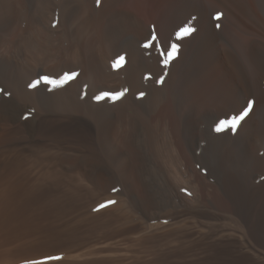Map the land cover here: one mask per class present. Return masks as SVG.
<instances>
[{"label":"rangeland","instance_id":"rangeland-1","mask_svg":"<svg viewBox=\"0 0 264 264\" xmlns=\"http://www.w3.org/2000/svg\"><path fill=\"white\" fill-rule=\"evenodd\" d=\"M13 2L21 4L18 23L22 14H26L34 17V25L47 26L44 74L40 69L33 76L38 97L25 114L32 121L44 120V150L31 151L35 158H44L45 174L49 173L44 175V184L52 183L50 173L57 170L65 188L85 202L80 218L113 211L121 217L108 231L138 226L134 235L119 240L157 234L144 246L129 249L122 246L123 254L134 257L125 264H140L135 259L163 264L164 257L171 262L207 259L225 248L222 246H228L225 248L228 251L246 253L256 264H264V230L259 227L249 230L235 212L215 199L210 201L199 187L205 170L212 171L214 183L221 177L215 173L209 145L216 138L215 121L203 120L191 100L183 99L181 87L178 93H172L193 160L192 164L183 161L180 167L169 163L171 144L165 124L155 126L157 112L165 106L162 101L175 91L173 85L192 76L193 59L204 35L210 34L225 49L238 35L225 10L211 0H202L201 6L179 21L172 16L159 21L160 11L153 9H128L136 15L131 20L121 7L115 11L106 8L103 13L102 0ZM85 4H89L87 9ZM100 13L105 17L104 30L113 52L88 76L86 65L91 67V53L97 55L98 49L92 45L88 50L90 56L76 61L71 47ZM240 22L251 26L248 18L242 17ZM183 28L193 31L177 39L176 33ZM153 33L156 40L152 41V47L145 48L143 45ZM104 40L103 32L99 42ZM172 44L177 45V52L165 67L157 47L170 49ZM120 57L124 59L121 61ZM65 76L71 78L65 81ZM45 77L59 86L46 83ZM115 126L119 127L118 136L114 133ZM209 126L212 132L207 130ZM221 134L235 136L231 128L218 131ZM87 161L93 165L87 168L89 176L79 168ZM251 181L260 184L264 177L252 176ZM69 218L59 221L62 232ZM214 237L218 239L212 241Z\"/></svg>","mask_w":264,"mask_h":264},{"label":"bare ground","instance_id":"bare-ground-1","mask_svg":"<svg viewBox=\"0 0 264 264\" xmlns=\"http://www.w3.org/2000/svg\"><path fill=\"white\" fill-rule=\"evenodd\" d=\"M211 1L225 10L238 35L230 40L226 49L210 34L204 35L205 40L198 49L200 55L193 59L192 76L186 82L173 85L175 91L162 101L165 106L158 110L155 126L165 124L171 144L169 163L180 167L183 161L192 164L193 160L186 146L182 121L173 106L175 99L171 98L172 93H178V87L183 99L187 97L195 105L197 114L203 120L215 121L216 127L221 120L240 115L251 102L247 116L234 131L235 136H219L216 131V138L209 141L215 173L221 177L214 183L212 171L205 170L198 183L210 201L215 199L235 212L249 230L258 227L264 230V182L251 181L252 176L264 177V0ZM201 5L202 0H157L155 3L102 0L100 4L103 13L106 8L126 9L123 11L131 20L136 15L128 9L158 10L159 21L166 16L179 21ZM20 7L21 4L16 5L13 0H0V264H30L49 256L61 259L48 264H125L134 257L123 254L122 246L126 249L144 246L157 234L119 240L134 235L138 226L108 231L121 217L113 211L80 218L85 202L65 188L57 170L50 173L52 183L44 184V175H49L45 174L44 158H35L31 152L44 150V120L32 121L25 114L38 94L32 87L33 76L40 69L44 71V45L48 38L44 29L47 26L34 25V17L26 14H22L18 23ZM87 7L89 4H85V9ZM103 13L81 31L78 42L71 47L76 61L85 60L92 45L98 49L97 55H89L88 76L113 52L106 38ZM242 17L251 21L250 27L240 22ZM103 32L105 40L99 42ZM118 130L115 126L116 136ZM207 130L212 132L210 126ZM92 166L87 161L79 168L89 176L87 168ZM98 180L103 181L101 177ZM65 218L70 220L62 232L59 221ZM216 239L218 237L212 241ZM225 248L207 259L171 262L164 257L163 264H256L246 253ZM135 261L159 264L154 260Z\"/></svg>","mask_w":264,"mask_h":264},{"label":"snow or ice","instance_id":"snow-or-ice-1","mask_svg":"<svg viewBox=\"0 0 264 264\" xmlns=\"http://www.w3.org/2000/svg\"><path fill=\"white\" fill-rule=\"evenodd\" d=\"M97 2H99V0H97ZM217 18H219V14H217ZM191 31H193V29L183 28L179 32L176 33V38L181 39L182 37L190 34ZM155 40H156V36H155V33H153L151 40L149 42L145 43L143 46L145 48L152 47V41H155ZM157 51H159V53H160V57L162 59L164 66L167 67L169 62L175 58V55L177 52V45L172 44L170 49H160L159 47H157ZM119 59L122 61L124 58L120 57ZM72 75L74 76L75 74H72ZM70 78L71 77H69V76H65L64 80L66 81ZM45 82L59 86V84L56 81L48 80L46 77H45ZM63 82L64 81H61L60 83H63ZM35 86H36L35 84L32 85V87H35ZM122 94L123 93H121L120 95H122ZM105 95H107V93H105ZM114 98H117V97H114ZM250 109H251V102H249L248 107L240 115L233 116L231 118H225V119L221 120L219 125L217 126L216 130L217 131H223L224 129L231 128L233 131H235L237 126L239 125L240 121H242L244 119V117L247 116L248 111ZM109 203H113V202H109ZM102 207H103V205H102ZM60 259H61V257H59V256H49L45 260H33L30 262V264H48L49 261L60 260Z\"/></svg>","mask_w":264,"mask_h":264}]
</instances>
